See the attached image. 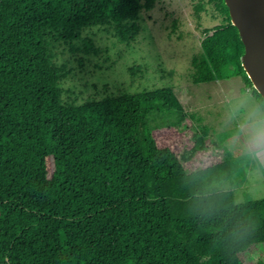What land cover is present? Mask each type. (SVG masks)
Masks as SVG:
<instances>
[{"label":"trees","instance_id":"1","mask_svg":"<svg viewBox=\"0 0 264 264\" xmlns=\"http://www.w3.org/2000/svg\"><path fill=\"white\" fill-rule=\"evenodd\" d=\"M156 1L0 0V264H245L264 245V197L210 194L238 161L192 164L208 146L171 87L62 99L54 42L97 53L82 31L104 27L129 43ZM206 4L225 22L203 29L193 83L254 89L224 0H198V19ZM164 128L186 136L178 150Z\"/></svg>","mask_w":264,"mask_h":264},{"label":"rangeland","instance_id":"2","mask_svg":"<svg viewBox=\"0 0 264 264\" xmlns=\"http://www.w3.org/2000/svg\"><path fill=\"white\" fill-rule=\"evenodd\" d=\"M197 2L157 0L153 9L141 12L137 21L140 31L129 43L119 42L104 27L84 29L82 36L92 39L97 53L74 50L68 41L54 42L55 63L66 72L60 81L62 99L80 104L91 99L159 87H171L184 110L190 99H197L199 102L195 101L190 108L200 111L193 119L189 117V123L200 132L198 134L204 138L208 148L207 153H198L192 164L196 166L200 160L206 164L212 160V151L226 149L229 155L239 159L236 165L231 164L232 181L227 182L236 201L263 198L264 181L253 182L250 178L248 165L232 147L231 128L222 122L225 117L218 116L217 111L224 98L214 86L223 81L193 83L191 60L201 53L203 29H212L225 22L224 16L213 5L207 4L199 12L198 19L194 12ZM234 77L233 73L229 79ZM243 86L246 92L251 89L245 84ZM205 99L210 101L205 102ZM204 102L222 104L211 107L203 105ZM155 135L159 144L170 145L173 150H178L186 139L183 133L171 128L157 130ZM258 260L264 262V245H258L244 256L245 264H256Z\"/></svg>","mask_w":264,"mask_h":264},{"label":"clouds","instance_id":"3","mask_svg":"<svg viewBox=\"0 0 264 264\" xmlns=\"http://www.w3.org/2000/svg\"><path fill=\"white\" fill-rule=\"evenodd\" d=\"M225 119L232 130V147L248 165L250 178L264 181V92H241L229 103ZM230 187L221 181L211 186L210 194H225Z\"/></svg>","mask_w":264,"mask_h":264},{"label":"water","instance_id":"4","mask_svg":"<svg viewBox=\"0 0 264 264\" xmlns=\"http://www.w3.org/2000/svg\"><path fill=\"white\" fill-rule=\"evenodd\" d=\"M224 2L244 46L241 66L253 88L264 92V0Z\"/></svg>","mask_w":264,"mask_h":264},{"label":"crops","instance_id":"5","mask_svg":"<svg viewBox=\"0 0 264 264\" xmlns=\"http://www.w3.org/2000/svg\"><path fill=\"white\" fill-rule=\"evenodd\" d=\"M220 80L223 81V82H221L220 85H217V86L215 85L214 87L218 88L223 93V98H224L223 104H222V102H218V103H205L207 101L208 102L210 101V99H208V100L205 99L206 101L204 100L205 101L204 102L205 104H203V105L208 104V105H211V107H216L219 104L220 105L222 104V106L220 108H218V111H217L218 112V116L225 117L226 118V113L228 111L229 103L235 97H237L238 95H240L241 92H246V91H244V89H243L244 88V86H243L244 84L242 85L243 82H242V79H241L240 76H235L233 79H229V78H227V79H217L215 81L220 82ZM195 101H198V100L197 99H190L189 102L186 105V108L187 109H185V112L188 114V116L191 119H193L195 117L194 115L198 114L199 111H200V110L199 111H192V108H190L192 105L195 104ZM196 120H198V118ZM222 122H226V120H223L222 119ZM223 151H224V153H226V155H229V153H227L226 149H224ZM229 156L232 159V161L239 160L238 158L236 159L235 156H232V155H229Z\"/></svg>","mask_w":264,"mask_h":264}]
</instances>
